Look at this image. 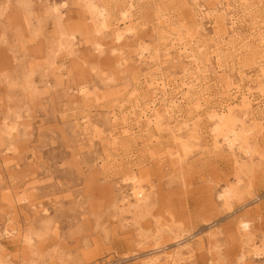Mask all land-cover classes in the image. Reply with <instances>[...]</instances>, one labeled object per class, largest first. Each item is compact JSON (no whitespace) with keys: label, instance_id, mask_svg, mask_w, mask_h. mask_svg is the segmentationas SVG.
<instances>
[{"label":"rangeland","instance_id":"1","mask_svg":"<svg viewBox=\"0 0 264 264\" xmlns=\"http://www.w3.org/2000/svg\"><path fill=\"white\" fill-rule=\"evenodd\" d=\"M100 1L118 23L129 0ZM134 1L133 25L150 51V66L139 63L132 39L121 52L128 63L119 62L107 31L105 48L96 51L85 0H0V264H145L153 249H176L179 239L195 248L179 264H264V110L253 108L259 155L254 161L240 156L241 169L227 151L215 149L210 118L235 105L225 98L237 83L234 75L255 78L264 63V0L239 6L234 30L219 34L225 66L219 74L208 62L212 17L201 31L189 0ZM179 42L196 57L186 76L198 80L180 89L174 119L147 131L136 121L137 107L151 101L148 82L172 84L180 77L174 54L164 56L166 46ZM243 115L236 110L252 125ZM116 124L134 130L126 135ZM174 131L190 147L181 162ZM132 170L153 187L140 213L126 205L133 203L130 188H120ZM226 187L237 192L229 207L216 198ZM240 214L250 221L256 245L244 238ZM12 229L32 233L34 246L7 238Z\"/></svg>","mask_w":264,"mask_h":264},{"label":"bare ground","instance_id":"2","mask_svg":"<svg viewBox=\"0 0 264 264\" xmlns=\"http://www.w3.org/2000/svg\"><path fill=\"white\" fill-rule=\"evenodd\" d=\"M47 3H50L51 0H46ZM191 4V17L192 20L199 30H203L204 20L209 19L210 17L213 20H210L208 23L213 28L215 41L213 44V49L209 53V65L213 68V73L219 74L225 69L224 61L218 53L219 40L223 38L220 36L221 32L226 34L228 28L234 30L236 22V9L245 4L247 0H189ZM259 3H263V0H259ZM65 5V4H64ZM85 5L89 12L91 13L92 20L96 25L94 29L95 35V45L96 51L101 52L106 43L103 39L104 32H110L113 38L114 52L121 53L123 48L127 45V40L132 39L139 48L140 51L137 55L138 61L143 66H150L151 60L149 57V49L141 44V38L139 37V32L137 27L133 25L135 11L137 6L134 0H129L127 5L122 8L120 11L121 21L114 23L111 20V11L106 4L101 3L100 0H85ZM54 13H60L59 7L56 4L52 5ZM218 14V16H212L213 14ZM254 30V27H252ZM223 34V35H225ZM222 35V34H221ZM70 36L75 38L74 33ZM218 40V42H216ZM264 42V40H262ZM167 49L164 51V56L169 57L172 54L173 63L175 67L179 70L180 77L174 79L171 83L167 82H158L151 80L149 83L150 91V102L148 107L139 109L136 114V121L138 123H144L147 131H150L154 126L160 128L161 120H167L171 122L174 119L175 106L178 101V95L180 94V89L183 87L189 89L190 84L196 82L198 79L195 77L187 78L186 73L187 65H192L196 63V57L190 55V50L187 48V45L183 42L172 43L170 48L166 46ZM218 49H215V48ZM119 62L123 64L128 63V59L125 58L124 53H121V57L118 58ZM256 72L258 73L255 78L249 77L246 72L239 71L234 76L237 83L231 82L226 92V102H231L235 105H228L227 113L220 115L218 112L212 113L210 118L213 119V124H215L212 129L214 147L217 151H227L233 158L234 163L241 168H244L245 165L241 163V157H244L250 161H254L258 154V144H257V133H258V116L253 112L255 105L259 106L264 110V63H261ZM197 84V83H196ZM173 92V94H171ZM199 101V100H198ZM158 102L160 103L159 109H156ZM199 103V102H198ZM198 107V106H196ZM236 110L243 112L244 117L252 120V125H246L244 119H240L235 116ZM154 112V114H150ZM112 114V121L116 120V115ZM116 123V121H115ZM129 128V129H128ZM114 129L120 130L123 129V134H129L132 130L131 127L126 124L115 125ZM11 130H15L13 127ZM179 132V131H178ZM178 132L174 131V137L179 141V145L182 148L184 154H176L177 159L181 162L184 159L185 155L189 154L190 147L187 143L183 142L180 138ZM241 156V157H240ZM0 163L4 167L5 162L3 156L0 154ZM237 184H244L243 177H237ZM128 187L131 190V197L133 203L127 201V198H123L126 202V205L129 208L137 209L140 213L150 198V193L153 189L152 186L145 184L139 174L132 170L131 173L125 175L123 185L120 186L121 189ZM237 192L234 188H224L216 194V198L220 203L229 207L232 204L233 199L235 198ZM142 209V210H141ZM131 211H129L130 213ZM45 215L48 214L46 209L43 210ZM248 213V212H247ZM246 214H240L237 218V224L240 229L244 232V238L247 241H251L252 245L255 244V235L254 230L250 221L246 219ZM7 238L18 237L20 243L25 247H33L35 244V236L27 231H21L20 229H12L6 231ZM182 239L176 241L178 247L173 250H166L165 246H159L152 251L154 255L149 257L145 264H179L183 260V256L191 255L195 252V248L192 244H181ZM210 245V242H208ZM156 253V254H155ZM255 257L262 258V253L256 251ZM240 263L245 262V255L239 259ZM31 264H48L43 260L31 262Z\"/></svg>","mask_w":264,"mask_h":264}]
</instances>
